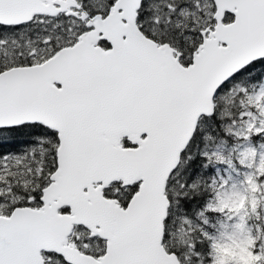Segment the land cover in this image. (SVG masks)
<instances>
[{"label":"snow or ice","instance_id":"obj_1","mask_svg":"<svg viewBox=\"0 0 264 264\" xmlns=\"http://www.w3.org/2000/svg\"><path fill=\"white\" fill-rule=\"evenodd\" d=\"M0 264H264V0H0Z\"/></svg>","mask_w":264,"mask_h":264}]
</instances>
